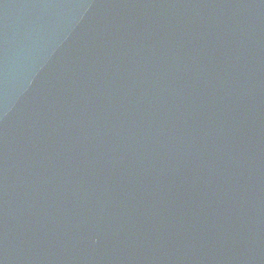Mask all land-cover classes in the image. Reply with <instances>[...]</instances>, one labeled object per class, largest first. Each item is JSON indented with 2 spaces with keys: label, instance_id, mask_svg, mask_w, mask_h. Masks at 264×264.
Here are the masks:
<instances>
[{
  "label": "water",
  "instance_id": "obj_1",
  "mask_svg": "<svg viewBox=\"0 0 264 264\" xmlns=\"http://www.w3.org/2000/svg\"><path fill=\"white\" fill-rule=\"evenodd\" d=\"M0 264H264V0H0Z\"/></svg>",
  "mask_w": 264,
  "mask_h": 264
}]
</instances>
